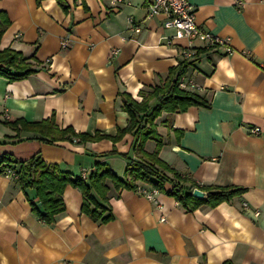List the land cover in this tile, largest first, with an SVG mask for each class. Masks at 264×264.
Returning <instances> with one entry per match:
<instances>
[{"label":"crops","instance_id":"1","mask_svg":"<svg viewBox=\"0 0 264 264\" xmlns=\"http://www.w3.org/2000/svg\"><path fill=\"white\" fill-rule=\"evenodd\" d=\"M189 2L197 25L227 40L231 51L195 40L196 55L184 58L180 48L188 41L162 40L173 30L163 27V14L147 16L146 0H64L66 8L58 0H0L9 20L0 49L19 51L34 70L13 81L0 76V125L7 130L0 156L19 162L40 151L45 162L72 177L84 169L86 178L98 161L125 178V158L104 152L136 157L129 133L117 142H17L33 133L14 137L3 121L53 116L58 127L112 136L129 119L124 96L141 101L186 59L182 76L199 88L183 89L207 107L163 111L155 119L159 157L201 186L244 188L213 207L186 211L163 191L154 202L107 178L104 204L112 218L102 223L81 211L80 189L67 184L64 209L47 224L31 210L34 190H23L8 167L0 173V264H264V0ZM154 148L152 139L145 142L146 151Z\"/></svg>","mask_w":264,"mask_h":264},{"label":"trees","instance_id":"2","mask_svg":"<svg viewBox=\"0 0 264 264\" xmlns=\"http://www.w3.org/2000/svg\"><path fill=\"white\" fill-rule=\"evenodd\" d=\"M63 8H66L64 0H58ZM9 23L3 12H0V37ZM197 52V51H196ZM190 60H182L176 66L167 71L162 83L156 84L151 91L143 93L142 100L137 102L130 96H124L123 107L129 115L125 127L118 128L112 136L95 132L93 135L84 132H76L71 126L64 128L55 124L54 117L38 121H26L22 118L13 121H3V124L13 128L18 137L20 131H30L33 134L23 140L37 139L45 143L56 141L79 142L95 141L108 138L117 142L129 133L133 136L131 149L136 157L130 156L128 152H118L116 149L104 152V154L117 153L126 160L125 178L118 177L105 163L95 162L94 170L87 178L72 177L67 171L60 169L56 163H47L41 157L40 151L35 152L29 158L17 162L15 157L9 153L0 156V173L12 167V174L19 186L25 190H34L36 202H31V210L43 222L50 224L55 215L64 209L62 193L67 184L78 187L82 194L81 211L91 219L99 222H107L112 218L111 210L104 203L108 202V186L105 179L109 178L114 187L137 189V181L151 185L159 191L173 196L186 210H192L201 204L215 206L222 201H228L234 195L239 194L244 188L236 186H201L193 178L182 174L171 167L159 157L162 146V137L157 132L155 119L163 112L184 111L190 105L207 104L195 93L185 90L179 86L180 77L186 72ZM34 70L30 68L26 58L12 48L0 49V76L11 81L18 80L31 74ZM152 139L155 148L146 151L144 144ZM7 141H0V145ZM165 183H170L171 188L166 190ZM197 187L206 191L205 197L192 195V189ZM95 192L99 199L93 195ZM226 264V263H225Z\"/></svg>","mask_w":264,"mask_h":264},{"label":"built area","instance_id":"3","mask_svg":"<svg viewBox=\"0 0 264 264\" xmlns=\"http://www.w3.org/2000/svg\"><path fill=\"white\" fill-rule=\"evenodd\" d=\"M236 2L241 3L240 0H236ZM146 5L147 16L163 14L165 16L163 27L173 30L172 35L162 36V40L170 44L174 42L175 39L185 38L188 41L186 47L180 48V53L184 58L190 59L196 55L197 46L195 45V40L203 42L206 46L224 45L227 52L231 51L230 46L227 45V40L209 31L203 30L197 25L194 14L190 8L189 0H146ZM127 22L129 28L135 31L140 29L139 26L133 25L132 16L127 17ZM62 45H67V42L63 40ZM179 86L182 88H199L197 83L188 80L184 76L180 77ZM259 131V127L249 128V132L253 134H258ZM80 176H86L84 169L81 170ZM137 191L148 200L156 202L154 194L159 190L155 187L147 188L144 186H137ZM258 214L259 211L255 210L254 215ZM164 219L165 217L163 216L160 218V220Z\"/></svg>","mask_w":264,"mask_h":264},{"label":"water","instance_id":"4","mask_svg":"<svg viewBox=\"0 0 264 264\" xmlns=\"http://www.w3.org/2000/svg\"><path fill=\"white\" fill-rule=\"evenodd\" d=\"M191 193H192L193 196L200 197V198L205 197V195H206V191L201 190V189H199L197 187H194L192 189Z\"/></svg>","mask_w":264,"mask_h":264},{"label":"rangeland","instance_id":"5","mask_svg":"<svg viewBox=\"0 0 264 264\" xmlns=\"http://www.w3.org/2000/svg\"><path fill=\"white\" fill-rule=\"evenodd\" d=\"M6 129L4 127H1L0 125V141L4 140L7 136H5L6 134Z\"/></svg>","mask_w":264,"mask_h":264}]
</instances>
